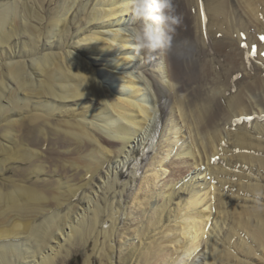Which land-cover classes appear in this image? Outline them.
I'll return each mask as SVG.
<instances>
[{
    "label": "bare ground",
    "instance_id": "obj_1",
    "mask_svg": "<svg viewBox=\"0 0 264 264\" xmlns=\"http://www.w3.org/2000/svg\"><path fill=\"white\" fill-rule=\"evenodd\" d=\"M244 1L242 11L233 0H174L182 17L181 51L160 55L159 82L149 70L151 62L128 56L132 42L120 28L130 24L129 0H0V170L13 171L0 182V264H56L66 245L82 238L89 242L101 218L109 215L110 198L121 190L129 196L130 183L135 185L132 203L146 206L134 233L128 228L134 240L145 242L140 252L145 264H198L195 257L205 255L202 264H250L240 255L251 259L264 252V208L241 205L249 196L264 197L263 185L247 181L252 179L248 173L264 171V121L255 128L237 121L255 110L264 114V0ZM229 11L254 32L240 36L242 26L237 21L231 26ZM247 37L262 43L253 45L261 63L253 59L257 54L247 57ZM208 48L218 55L217 77L208 76L210 66L203 73L201 57ZM137 65L144 66L146 81L136 71L125 72ZM240 72L232 92L231 79ZM106 75L125 84L117 88L119 96L111 97L103 85ZM251 95L255 101L249 102ZM172 102L185 128L200 138L184 144L179 118L174 120L171 111L166 138L155 147L159 126L152 127L154 135L147 134L146 125L159 112L165 117ZM35 136L41 143L33 141ZM130 145L135 149L128 151ZM154 148L158 153L153 155ZM148 154L151 174L142 178L138 164L147 163ZM219 155L223 166L212 163ZM203 158L208 160L204 167ZM130 163L136 168L130 182L111 176V164L120 166L116 174L125 175ZM193 169L191 180L203 182L187 186L189 179L181 185ZM214 175L227 178L216 187ZM172 202L178 204L174 210ZM115 229L107 240L114 233L124 235ZM47 249L52 254H45Z\"/></svg>",
    "mask_w": 264,
    "mask_h": 264
},
{
    "label": "rangeland",
    "instance_id": "obj_2",
    "mask_svg": "<svg viewBox=\"0 0 264 264\" xmlns=\"http://www.w3.org/2000/svg\"><path fill=\"white\" fill-rule=\"evenodd\" d=\"M236 4H238L239 6H240V8L242 9L243 7H245V9H247V7L245 6V1H244V3H243V0H233ZM232 9V8H231ZM230 10V9H229ZM233 10V9H232ZM242 11H243V9H242ZM230 12V14H229V18H230V20H231V22L232 21H237L238 22V24H239V26L241 27V30H240V32H239V35L241 36L242 34L244 35V33H248V32H250V31H252V32H254V27H251V26H247V27H245L244 25V23L242 22V21H239L238 20V16L236 15V14H234L233 15V13H232V11H229ZM125 16V15H124ZM234 16V19H231L232 17ZM244 16V15H243ZM246 17V16H245ZM125 18H127L126 20H129V17H123V19H125ZM229 20V21H230ZM242 20H243V17H242ZM126 22H128V21H126ZM130 23H131V20H130ZM242 25H241V24ZM231 26H233L234 28H235V23H233L232 22V25ZM244 26V27H243ZM124 27V26H123ZM123 27L122 28H120L121 30L123 29ZM125 27H126V25H125ZM248 27H251V29L250 30H248ZM111 28H113V29H117V28H119V27H111ZM236 28H238V27H236ZM243 28V29H242ZM109 29V28H108ZM98 30H100V28H95L93 31H98ZM245 30V31H244ZM105 31H107V29H105ZM233 31H234V29H233ZM106 37V36H105ZM264 37V36H263ZM262 37V38H263ZM249 41H251V37L250 38H248L247 37V42H245V49H246V51H249L248 53H247V57H251V56H253V55H255V54H257V56H255V57H253V59H254V61L255 62H257V63H259L260 62V60L261 59H263V58H260V56L258 55V52H259V49H257V51H255V48H254V46L253 45H259V43H261V42H256V41H254V39H252V43L251 42H249ZM242 42V41H241ZM254 42H255V44H254ZM247 44V45H246ZM250 45V47H249V45ZM252 44V45H251ZM262 44V43H261ZM242 45H244V42L242 43ZM249 47V48H248ZM258 47V46H257ZM248 48V49H247ZM254 49V51H252ZM254 52H256V53H254ZM214 54H215V52L213 51V50H211L210 48H208L207 50H206V52H205V54L201 57L202 58V66H203V73L204 72H206L207 74H208V72L206 71V70H208V68L206 69V67H208V66H210V67H212V72H211V74L210 75H208L209 77H217L218 76V74H219V72L221 73V68L220 67H218V65L215 63V58H216V60H217V57H218V55L216 54L215 56H214ZM89 57V58H88ZM249 57V58H250ZM87 58L90 60V56H89V54H88V56H87ZM207 63H209V65H207ZM261 63V62H260ZM228 64V63H227ZM206 65V66H205ZM162 66H163V60L160 58V54H156V56H155V59H153L152 61H151V64H150V66H149V70L154 74V76L159 80V82H163V80H161V78H160V73H161V70H162ZM228 66V65H227ZM143 67L144 66H142V65H140V67H139V65H137V66H135V67H132V68H130L129 70H125V72H129L130 73V75H131V73H133V72H135V74L136 73H138L140 76H145V81L147 80V74H145V73H143L142 71H144V69H143ZM209 67V68H210ZM217 67V68H216ZM228 67H230V65L228 66ZM97 68H99V69H107V70H109L106 66H98ZM218 68H220V70H218ZM215 69V70H214ZM120 72V71H119ZM121 72H124V71H121ZM227 72V71H226ZM109 73V72H108ZM216 73V74H215ZM243 75V73L242 72H240V75H234L233 76V78L231 79L232 80V92H234L235 91V88H236V84H235V82L236 81H238L239 82V79L241 78V76ZM207 76V77H208ZM207 77H206V79H207ZM149 78V77H148ZM102 81H103V85L105 86V87H107L108 89H109V91L111 92V97L112 96H119L120 94L118 93V91H117V88H120V87H122L123 85H125V84H122V83H120V82H115V81H111V80H108L109 78H108V75H106V76H104V77H102ZM137 80L139 79V78H136ZM206 79H205V84H202L203 85V89H208V85H207V83H206ZM222 79V78H221ZM220 79V80H221ZM164 82H166V81H164ZM167 83V82H166ZM168 84V83H167ZM166 84V85H167ZM235 84V85H234ZM191 87H193L192 88V91L194 92L195 90V88H194V85H192ZM191 90H189V91H187L186 92V95L188 94V92L190 93V92H192ZM229 90H226L225 91V93H227ZM115 93V94H114ZM258 94V93H257ZM180 95H181V93H180ZM185 95V93H183L180 97H182L183 98V96H186ZM122 96H126L125 94H123ZM196 96H198L199 97V95H198V93L196 94H194L193 95V97H196ZM209 96V95H208ZM198 97H196V98H198ZM250 98L251 99H249L248 101L250 102V100H252V101H255V98H254V96L252 97V95L250 96ZM254 98V99H253ZM150 103V105H152V103H154V97H153V100L152 101H150L149 102ZM174 103L172 102V103H170L169 104V107H168V111H167V115L164 117V115L161 113V112H159V115L157 116V117H155L154 119H152V121H149V125L147 126L146 125V132H147V134L149 133V132H151L152 134H154L155 135V133L157 132H155L154 130L153 131H151L152 130V127H158L159 126V131H161V132H159V136H161V138L159 137V138H156L157 140H156V143H155V147H156V145H158L159 143H157V142H159V140L160 139H162V136L163 137H165V135H166V129H165V127H166V125L168 124V123H170V113H171V111H174L173 112V116H174V120L175 119H177L178 120V118H179V123H180V127H179V131L181 132V131H183L182 133L185 135V142H184V144H186V145H191L192 144V141L194 140V137H196L197 138V142H198V139L200 138V137H198L197 135H196V132L193 130L192 131V134H191V130H187L186 128H185V126H184V124H183V122L181 121L182 119H181V117H180V111L179 110H177V108L176 107H173V106H176V105H173ZM256 115V116H255ZM63 116V115H62ZM161 116V117H160ZM167 117V119H165ZM252 117V118H251ZM89 118V117H88ZM241 118V120H237V121H239V123H245L246 125H248V127H253V128H255V127H258L259 125H260V123H263V121H264V114H261V115H259V111L258 110H255L254 111V114L253 115H251V116H245L244 118H242V117H240ZM253 118H255V119H253ZM79 119H83L82 117H79ZM90 119H92V118H89V120ZM243 119V120H242ZM251 119V120H250ZM262 120V121H261ZM96 121V120H95ZM169 121V122H168ZM259 121V122H258ZM97 122H99V121H96L95 123H97ZM164 123V124H163ZM182 125L184 126V128L182 127ZM164 126V127H163ZM261 126V125H260ZM181 128V129H180ZM185 129H186V131H185ZM145 130L143 131V133L145 132ZM165 132V133H164ZM187 132V133H186ZM161 134V135H160ZM163 134V135H162ZM182 134L181 133H179V135L178 136H181ZM0 136H1V131H0ZM37 136H35L34 137V142L35 143H37V144H39V143H41L40 142V140H38L37 138H36ZM142 137V136H141ZM166 138V137H165ZM225 140L227 141V138H225ZM196 141V140H195ZM183 143V142H182ZM191 143V144H190ZM37 146V148H38V145H36ZM179 146V145H178ZM177 146V147H178ZM199 146H200V143H199ZM133 145H130V147L128 148V151H132V149H133ZM227 147V145H225L224 144V148H226ZM134 149H135V147H134ZM154 150L155 151H153V155H154V153L156 154V153H158V150L156 149V148H154ZM157 150V151H156ZM57 151H62V148H57ZM176 151H177V148H176ZM135 152H136V150H135ZM134 152V153H135ZM175 153V152H174ZM198 153V152H197ZM153 155L151 154V157H153ZM174 155V154H173ZM51 156H53V155H51ZM145 156H147V158H148V156H150L149 154L148 155H145ZM78 157V155H76L75 156V158H77ZM53 158H54V156H53ZM196 158V160L198 161L199 159L197 158V157H195ZM116 159V158H115ZM119 160H120V166H121V168H123V166H124V162H123V158L122 157H119L118 158ZM142 159V158H141ZM145 159H146V157H145ZM221 160H223V158L219 155V156H215V157H213V161H212V163H217V165L219 164L220 166H223L224 164H223V162L221 163ZM146 161H147V163H145V162H143V164H142V161L138 164V168H139V171H140V173H139V175L140 174H142V178H145V176L148 174V175H150L151 174V171H149L152 167L150 166L151 164H152V159L151 158H148V159H146ZM122 162V163H121ZM190 162H194V161H192V160H189V163ZM207 163H208V160H206V158H203V160L201 161V165H203V167H204V165L206 166L207 165ZM113 164V163H112ZM111 164V165H112ZM136 164V163H135ZM111 165H110V170H111V176H112V174H113V178H115V177H120V178H122L123 180H127V182H130V178L129 177H131V175H133L134 174V170L136 169L135 167H133V165L130 163L129 165H127L125 168H124V172H125V175H118V174H116V172L118 173V170L120 171V166H119V168L117 167V168H113L115 165H112V167H111ZM130 165H132L131 167H130ZM116 167V166H115ZM133 168H134V170H133ZM187 168H189V167H186V169ZM194 168V167H193ZM158 169V168H157ZM113 170V171H112ZM146 172H148L147 174H146ZM218 171H216V173H217ZM215 173V174H216ZM108 174V173H107ZM122 174V173H121ZM249 175H252V179L251 180H247L248 182H251V183H259V184H261V185H263L264 186V177H263V175H264V171H261V172H258V173H255V174H250V173H248ZM196 174L194 173V169L191 171V173L188 175V179H186V180H182L181 181V185H183L186 181H188L189 179H190V181L188 182V185L187 186H190L191 184H193V185H197L198 183H202L203 181H201V180H204L205 178H202L201 180H199V179H195V180H191V178L192 177H194ZM11 176H13V171L12 172H10V173H7L6 175L4 174V173H2V171L0 170V182L1 181H5V179L6 178H9V177H11ZM141 176V175H140ZM215 177H218V178H215V185H216V187H219V181L220 180H224L225 178H227L225 175H223V176H218V175H214ZM260 176V177H259ZM203 177V176H202ZM14 178H17V176H14ZM18 180H20L21 181V176H18ZM108 178V177H107ZM234 178V177H233ZM259 178V179H258ZM106 179V174L104 175V177L102 176V178H98V180H97V183H96V185L98 186V184H100L101 182H100V180L101 181H104ZM138 179H139V177H138ZM212 179V178H211ZM220 179V180H219ZM231 179H232V177H231ZM141 180L142 179H140V181L139 182H141ZM148 180V179H147ZM164 180H166V179H164ZM163 180V181H164ZM209 180V176H207V178H206V182ZM111 181H112V179H111ZM120 181V180H119ZM233 181H236V179L235 180H233ZM160 183H161V181H160ZM159 183V184H160ZM191 183V184H190ZM209 183V182H208ZM163 184V183H162ZM101 185H102V183H101ZM104 185V184H103ZM209 185H212L211 183H209ZM232 186L233 185V182H231V184H229V186ZM132 186L134 187L135 185H133L132 183H130V185H129V196H123V194H122V190L121 191H119V193L120 194H114V196L113 197H111L110 198V203H112V205H111V207L109 208V210L107 211V212H109V215H107V214H104L105 216H103L102 218H101V222H100V225H99V228H98V231H97V233H95V232H93L92 234H90V240H89V242L86 240V238L84 239V238H82V239H79L77 242H73V243H71V244H69V245H66V243H64V235H61V238H60V235H59V240L58 241H60L61 243H64L66 246H65V248H64V250H63V254L61 255V258L59 257V259H58V261H57V263L56 264H86L87 263V261L90 259L91 260V264H145L141 259H140V252L141 251H143L144 250V252H145V249H144V247L146 246L144 243V241H143V244H142V242H140V240L139 239H133V237L130 235V232H129V230H128V228H129V226H130V230H131V234L132 233H134V229L137 227V226H135L137 223H138V220H141L142 219V217L144 216V213L146 212V206L145 205H141V207L139 208V206H138V204L136 205H134L133 203H132V200H131V198H132V196L134 195V192L133 193H131L130 191H132ZM163 185H161L160 187H162ZM206 185H204V186H202V188H204ZM213 186V185H212ZM139 188V187H138ZM97 189L98 188H96V191H97ZM133 190H134V188H133ZM154 192V191H153ZM217 193H218V196L220 197V195L222 194V193H220V192H215V194L217 195ZM90 195H92V196H94V194H90ZM179 196H181V195H179ZM115 197V198H114ZM211 197V199L212 198H214V196H212L211 194H210V196H209V198ZM216 197V196H215ZM254 196H249V201L246 203V201H241V205H246V206H249V207H256V208H261V209H263L264 208V197L263 196H258L257 198L255 197L254 199ZM151 199V198H150ZM122 201V203H123V207H120V204H119V201ZM130 200H131V203H130ZM156 199H153V201H155ZM203 200V199H202ZM152 201V200H151ZM114 203V204H113ZM176 203V202H175ZM211 203V202H210ZM244 203V204H243ZM180 204H182V202L180 203ZM175 206V207H174ZM170 207L174 210L176 207H178V204H173V202L170 204ZM169 207V208H170ZM202 208H205V207H202ZM130 211H131V216L130 217H128V213H130ZM150 210H148L147 209V214L148 213H150L149 212ZM169 211H170V209H169ZM123 212V213H122ZM115 213V215H113V214ZM167 213V212H166ZM119 214V215H118ZM120 215H121V217H120ZM118 216H119V219L117 220V218H118ZM135 216V217H134ZM141 216V217H140ZM114 217V218H113ZM116 218V219H115ZM133 218H139V219H134L135 221H132L131 219H133ZM115 220H117V223L115 222ZM210 223H212V221L210 222ZM114 225H115V227H116V229H117V227H118V231L119 232H122V233H124V235H116L115 233L113 234V238L111 239V240H107L106 239V237L108 236V235H110V233L113 231V227H114ZM162 226V223H160V226H159V228ZM127 228V229H126ZM215 228V227H214ZM213 227H211V231L213 232L215 229H214ZM116 229H115V231H116ZM166 228L164 227L163 228V231H162V229H161V231L162 232H164V230H165ZM65 232H66V234H68L69 233V229H67V230H65ZM98 232H100V235H98ZM211 232V233H212ZM210 233V234H211ZM106 236V237H105ZM89 237V234L87 235V238ZM100 237V238H99ZM82 240V241H81ZM58 241H55V242H58ZM84 241V242H83ZM135 242V245H133L132 247H131V245H130V243H134ZM254 244V243H253ZM52 245L54 246V247H56V245H58L57 243L56 244H54V243H52ZM130 246V247H129ZM204 246V245H203ZM122 247V248H121ZM129 248V250H127ZM51 250V249H50ZM50 250H49V253H48V249H47V251H46V253L45 254H52V250H51V252H50ZM172 250L174 251L175 249H173L172 248ZM139 251V252H138ZM233 252H237V250H232ZM205 252H206V250H205ZM111 253L113 254V256H112V259H110V255H111ZM206 256L207 255H205V257H202L203 258V261H206ZM172 257V256H171ZM170 257V258H171ZM173 258V257H172ZM199 258V260H198V264H202V258H200L199 256H196L195 257V259H198ZM240 258H241V260H243V261H246V262H248V263H250V264H264V252H257L256 254H252V256H251V259H248V258H245L244 256H242V255H240ZM173 261V260H172ZM233 262V264H236V262H237V260H232ZM184 263H188L186 260H184ZM153 264V263H152ZM191 264V263H190ZM239 264V263H238Z\"/></svg>",
    "mask_w": 264,
    "mask_h": 264
},
{
    "label": "clouds",
    "instance_id": "obj_3",
    "mask_svg": "<svg viewBox=\"0 0 264 264\" xmlns=\"http://www.w3.org/2000/svg\"><path fill=\"white\" fill-rule=\"evenodd\" d=\"M129 4L131 23L121 30L132 42L128 56L148 64L156 54L181 51L177 34L182 17L177 13L174 0H129Z\"/></svg>",
    "mask_w": 264,
    "mask_h": 264
}]
</instances>
